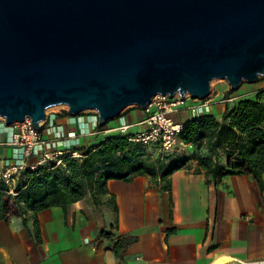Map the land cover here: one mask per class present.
<instances>
[{"label":"water","instance_id":"water-1","mask_svg":"<svg viewBox=\"0 0 264 264\" xmlns=\"http://www.w3.org/2000/svg\"><path fill=\"white\" fill-rule=\"evenodd\" d=\"M264 78V0H0V119L97 114L156 96L206 99Z\"/></svg>","mask_w":264,"mask_h":264},{"label":"crops","instance_id":"crops-1","mask_svg":"<svg viewBox=\"0 0 264 264\" xmlns=\"http://www.w3.org/2000/svg\"><path fill=\"white\" fill-rule=\"evenodd\" d=\"M225 107L215 105L210 114L220 120ZM144 118L141 109H126L97 130L96 116L48 113L39 152L25 158L20 149L0 146V170L18 161L34 167L42 151L70 152L96 145L123 124L135 134L143 130L138 124ZM189 118L175 116L181 123ZM7 139L0 123V142ZM189 151L186 145L180 155L170 158ZM218 163L226 166L223 154ZM170 183L169 195L152 187L146 177L129 183L110 180L99 206L86 195L65 213L60 208L40 211L38 244L31 219L25 224L22 218L0 222V264H211L220 257L264 264V193L252 177L226 176L218 185L206 186L204 174L197 172L196 162H190L187 169L171 175ZM100 231L112 238H99ZM119 241L123 247L116 256L113 246Z\"/></svg>","mask_w":264,"mask_h":264},{"label":"trees","instance_id":"trees-1","mask_svg":"<svg viewBox=\"0 0 264 264\" xmlns=\"http://www.w3.org/2000/svg\"><path fill=\"white\" fill-rule=\"evenodd\" d=\"M232 92L228 91L226 96ZM106 123L97 125V130ZM183 125L179 140L190 147L188 155L153 158L139 144L115 134L96 145L75 149L80 153L79 159L66 155L61 165L25 169L13 196L0 182V222L8 224L11 218H22L25 224L31 219V233L38 244L37 214L40 211L60 208L65 213L71 204L86 195L99 206L103 204L100 199L106 194L110 180L129 183L136 177H146L152 187L170 195L171 175L187 169L190 162H196L197 172L204 174L206 186H216L226 176L247 175L256 182L260 193H264V90L253 98L238 99L232 106L227 105L220 120L212 114H204L189 118ZM221 154L227 159L225 167L218 163ZM109 204L116 215L112 198ZM98 236L106 240L112 238L105 231H100ZM122 247V241L113 246L116 256Z\"/></svg>","mask_w":264,"mask_h":264},{"label":"built area","instance_id":"built-area-1","mask_svg":"<svg viewBox=\"0 0 264 264\" xmlns=\"http://www.w3.org/2000/svg\"><path fill=\"white\" fill-rule=\"evenodd\" d=\"M232 101L234 100L231 97L219 100L218 95H213L211 89L209 96L203 100L192 99L187 95L182 98L178 95L172 98L168 96H156L144 109H141L145 118L138 126H143L142 131L130 134L129 130L131 126L123 124L116 128L114 132L117 135L125 137L129 142L139 144L141 148L153 158L157 156L164 158L170 154L173 156L182 152L183 148L186 147V145L179 140V134L184 128V123L176 121V115L187 114L191 118L210 114L215 105L220 103L227 104ZM47 116L48 114L45 112V121ZM45 121L42 123V126ZM0 123L4 124L8 134L7 141L4 143L0 142V146H11L14 149H20L23 157L26 158L35 155L44 145V142L41 140L40 132L33 128L29 120H25L21 123H13L9 126H6L2 119ZM71 138L75 137L72 136ZM66 155L73 159H79L81 157L78 151H42L34 167L27 166L24 161L6 165L0 170V182L8 188V194L13 196V191L19 176L25 169H35L38 166L47 164L61 165L62 158ZM259 263L261 264V262L255 261L232 260L224 264Z\"/></svg>","mask_w":264,"mask_h":264},{"label":"rangeland","instance_id":"rangeland-1","mask_svg":"<svg viewBox=\"0 0 264 264\" xmlns=\"http://www.w3.org/2000/svg\"><path fill=\"white\" fill-rule=\"evenodd\" d=\"M210 89H211V92H213V95H218L219 100L226 99L227 97L235 98V100L232 101L231 103L225 104L226 106L227 105L232 106V104L235 101H237L238 99L253 98L258 91L264 90V78H259L254 83L243 82L240 84V86L236 90H232L233 92L228 96H226V94L228 93V91L231 90V88L227 84V82H225V81H222V80L212 81L210 84ZM220 105H224V104L220 103ZM133 108H136V107H132V108H128V109H133ZM65 112L66 113L68 112V109L65 106L53 107V108H50L46 111L47 114L48 113L49 114H53V113L58 114V113H65ZM79 115L96 116L97 117V114L93 111H86V112H83ZM0 121H1V119H0ZM173 154H175V153H173ZM177 155H180V154H177ZM171 156H172V154L168 155L166 158H169Z\"/></svg>","mask_w":264,"mask_h":264},{"label":"bare ground","instance_id":"bare-ground-1","mask_svg":"<svg viewBox=\"0 0 264 264\" xmlns=\"http://www.w3.org/2000/svg\"><path fill=\"white\" fill-rule=\"evenodd\" d=\"M233 260V259H232ZM231 259L229 258H224V257H220V258H216L214 260V263L213 264H224V263H228L230 261H232ZM260 264V263H259Z\"/></svg>","mask_w":264,"mask_h":264}]
</instances>
